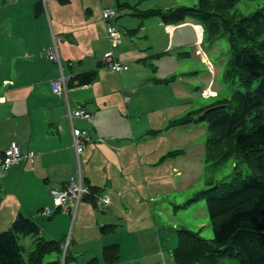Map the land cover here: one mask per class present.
Segmentation results:
<instances>
[{"label": "crops", "instance_id": "obj_1", "mask_svg": "<svg viewBox=\"0 0 264 264\" xmlns=\"http://www.w3.org/2000/svg\"><path fill=\"white\" fill-rule=\"evenodd\" d=\"M40 1L13 0L8 13V16L14 21L12 30L23 38L26 46V50L22 53L26 61L19 62V66H24V69L18 75V80L14 84L13 79L3 81L4 86L10 84L14 87L11 90L13 104L9 117L12 116L18 120L14 126L15 136L10 143L18 142L23 154L34 152L35 157L12 166L8 170L7 176L3 177L1 181L2 184L6 183L10 189H13L11 192L7 190V195L16 198L15 193L18 189L21 191L30 190L32 191L30 196H35L36 201V206L32 207L26 204L30 196L25 199L18 197L21 204L18 201L17 205L12 207H18L19 210L18 213L12 210L10 225L19 214H23L38 222L40 228L42 227L50 236L49 240H62L60 241L62 245L65 241L62 238L69 230V221L65 217L67 225L58 233L54 231V228L58 227L56 215L60 212H56L53 217L48 219L41 215L44 208L52 209L54 206L52 198L46 197L39 191V188L48 192L52 189L65 188L70 177L75 173L76 165L71 128L67 118L66 99L55 95L52 91V82L61 75V71L58 64L46 57V50L55 41L59 47L63 74L70 79L68 102L71 111H76L79 105H87L90 111L96 113L95 122L76 121L75 126L88 130L92 139L86 148V156H83L82 159L85 184L89 189L91 187L97 189L93 194L97 203L93 204L92 200L86 199L84 201L91 202L94 208L100 209L101 212V214H96L95 211L96 223L101 230L100 237H97L98 245H100L98 251L103 255L104 248L118 245L119 260L116 264H122V262L128 264L144 256H149V263L159 264L161 257L165 258L163 252L165 249H163L162 243H167L169 240L173 243V237H169L168 234H165L164 237L162 222L157 220L153 207L146 205L140 196V190L146 188V167L153 169L159 159L154 158L149 162L141 159V153L138 152L139 146L134 144L135 130L140 129L139 126L131 125L130 122L128 125L127 121H124L127 122L126 125L113 126L112 122H116L118 117H122L124 120L126 111L128 116L131 114L130 111L134 106L131 95H139L144 84H148L152 79L150 74L159 71L157 61L150 65L148 61L167 53L170 47L173 49L176 32L185 26L193 27L198 40L190 45L198 44L195 56L201 58L211 72V78L203 92L206 94L207 91H210L212 96L219 93L218 89H214V78L218 70L208 59L207 54L202 51L200 45L204 37V28L189 20L178 25H166L160 19L152 21L155 18H150L135 23L137 28L127 32L132 36H137L136 33L140 29L151 31L147 38L155 37L151 40L154 43L152 47L156 49V52L148 54L145 50L136 48L129 51L130 42H127L123 48L121 37L119 43L114 46L108 37L107 27L111 24L114 25L113 21L109 22V20L117 19L118 13L115 18L108 21H102L101 14L103 9L114 8L116 2L120 7L124 5L125 9H131L132 5L128 2L129 0L126 2H121V0H47L38 9ZM17 2L18 7L15 8ZM138 2L142 3V1ZM136 3L134 2V4ZM156 35L159 37L156 38ZM169 37H172L173 43L165 42V39L167 41ZM178 41L177 48L187 45L183 41ZM115 49L117 51H114ZM109 51H113L117 62L122 65L123 68L120 72L104 67L103 59ZM131 59H136V63L132 64ZM92 71L97 75L92 84H78L77 77L79 75ZM165 79L153 78V86L167 82L168 80ZM0 101L8 102L7 95L0 96ZM123 101L126 105L125 109L120 107V103ZM172 106V104H167L165 109H172ZM134 111L138 112L137 108ZM163 117L161 124L166 125L170 119L169 112ZM158 131L161 132L162 129ZM172 132V128L168 130L165 127L162 135L166 134L167 138L171 140ZM159 138L162 137L159 136ZM10 143L3 146L5 148L1 151L2 158ZM173 147L174 142L170 144L169 149ZM153 153L156 151L146 153V156ZM157 154H160L161 159L165 157L163 152H157ZM133 156L138 159L130 161L131 157L134 158ZM176 160L169 158L168 162L172 171L179 174L181 173L178 170L179 161L175 163ZM97 173L99 174L97 175ZM41 194L42 199L37 201L36 197H40ZM101 197L108 199L107 205L100 206L98 204ZM38 205L41 207L40 209H38ZM79 209L77 219L73 222V232L80 219ZM86 214L93 215L91 208H88L87 205L83 209L80 224L85 221ZM110 225L114 226V230H102L103 227ZM43 233L42 231V235ZM69 242L70 245L77 244L73 239ZM153 244L154 248L150 249L149 246ZM174 249H170L172 260ZM66 250L69 253V247L64 249V253ZM129 253L134 255L131 256ZM94 255L93 259H97L100 264L98 257L96 254Z\"/></svg>", "mask_w": 264, "mask_h": 264}, {"label": "rangeland", "instance_id": "obj_2", "mask_svg": "<svg viewBox=\"0 0 264 264\" xmlns=\"http://www.w3.org/2000/svg\"><path fill=\"white\" fill-rule=\"evenodd\" d=\"M12 1L0 0V96L7 95L8 97V102L3 103L0 101V148L2 147L0 149V233L10 229V220L13 215L12 210L16 213L19 210L18 207L12 208L17 205L19 201L18 197L25 199L32 192L30 190L21 191V189H18L15 193L17 200L14 196L7 195L13 189H10V186L6 183L2 184L1 181L8 174V170L3 168L1 151L5 148L3 146L10 143L13 136H15L14 126L18 122L17 118L9 117L13 104L11 102V98H13L11 90L14 87L10 84L4 86L3 81L5 79H13L14 84L18 80L21 70L24 69V66H19V62L22 60L26 61V58L22 55L26 50L23 38L12 30L14 21L8 16ZM138 1H142V3L140 4ZM121 2H126V0H121ZM128 2L132 5L131 9H125L124 5L120 7L117 2L114 4L113 9L116 10L119 17L109 20V22L113 21L114 25L111 24V26L121 33L123 48L127 42H130L129 51L136 48L137 50H145L146 53L150 54V52H156V49L152 47L154 43L151 40L155 37L152 36L151 39L147 38L151 31L140 29L136 33L137 36H132L127 32L130 29L137 28V25H134L135 23L141 22L137 16L131 15L136 13V8L140 10L159 9L166 11L165 9L178 7H195L199 4L200 0H129ZM134 2L137 3L134 4ZM17 4L18 2L15 8L18 7ZM263 7L264 0H242L234 7L232 12L239 17H245ZM154 18L152 21L161 20L159 17ZM187 20L193 21L196 24L199 23L191 18ZM102 21L105 20L103 19ZM157 37L159 36L156 35ZM178 40L183 41L187 45L177 48ZM196 40L198 39L192 26H185L181 30H178L173 40V49L170 47L167 53L148 61L149 65L156 61L159 63V71L154 74L151 73L150 78H166L165 80L168 81L162 82L163 84L158 86H153L152 79H150L148 84H144L139 95H131L134 105L130 111L131 114L128 116L126 111L124 112L126 113L124 120L122 117H118L116 122H112L113 126L126 125L127 122L128 125H130V122L131 125L139 126L140 129L135 130L134 144L139 146L138 152L141 153V159L147 162L154 158L159 159L155 163V166H153V169L146 167V188L140 190V196L144 200V203L153 207L157 220L159 219L162 222L164 237L165 234L173 237V243L170 240L167 243H162V247L165 249L163 251L165 258L161 257L159 264H175L172 260L170 249H174L177 246L176 230L179 228L184 227L194 232H199L201 237L209 240L213 238V228L208 215L206 201L201 199L188 204L189 200L193 199L198 193L211 188L212 185L221 181H230L237 171H241L244 176L251 171L245 163H240L236 159L226 162L219 168H208L205 145L208 136L207 123H192L184 127L172 128L173 138L171 140L167 138L166 134L162 135L165 127L168 126L167 124L171 120L180 118L189 112L198 111L215 102L213 98L215 96H212L213 94L210 91H207L206 94L203 92L211 78V72L202 59L195 56V53L198 51V44H195L196 46H191L190 44H193ZM168 41L169 43H173L172 37H169L167 41L165 39V42ZM200 45L202 51L207 54L208 59L218 70L214 78V89H218L220 98H230L233 92L238 89L245 91L246 89L239 81L233 82L224 79V71L231 59L228 39L224 37L213 42L206 36L203 37ZM110 49H112L111 46ZM114 51H117V49ZM131 63H136V59H131ZM257 84L258 82H255L251 88L255 89ZM115 100L117 101L118 98L116 97ZM165 100H168V102H165ZM167 104H172V109L166 110ZM120 107L122 109L126 108L124 101L120 103ZM136 108L138 112L134 111ZM168 112L170 119L166 124L167 126L162 125V118ZM159 129H162V131L158 132ZM159 136L162 138H159ZM172 142H174V147L169 149ZM177 150H182L184 153L171 157L169 153ZM154 151L156 153L146 156V153ZM157 152H163L165 157L161 159L160 154L158 155ZM84 153L83 156H86L87 152L85 151ZM169 158L177 159L175 163L179 161L178 170L181 173L176 174L172 171L168 162ZM133 159L135 161L138 158L131 157L130 161ZM7 190L9 191L7 192ZM52 190L48 192L42 191L39 188L40 193L45 194L48 198L51 197L54 204V198L51 194ZM36 199L37 201L38 199L41 200L42 194L40 197H36ZM35 202V196L32 195L26 201V204L35 207ZM81 203L79 209L80 219L86 205L88 208H91L93 215L86 214V219L81 224L79 219L73 232V222L77 218L74 219L73 216L60 212L56 215L58 227L54 228V231L58 233L67 225V219L65 218L67 217L69 230L66 236L62 238L65 239L63 247L64 249L69 247V257L75 258L69 261L68 264H89L90 260L95 258L94 254L98 257L100 264H106L102 253L98 251V246L100 248V245H98L97 237H100L99 232L101 233V230L96 223L95 211L96 214H101L100 209L94 208L91 202L83 200ZM19 204H21L20 201ZM40 208L38 205V209ZM36 213L38 214L37 211ZM42 231L44 232L43 237L45 239H51L43 228ZM72 239L77 244L70 245L69 241ZM19 243L24 247L23 257L27 261L30 252L35 249V237L20 236ZM155 246L158 247V245ZM141 248L143 249V246ZM149 248H154V244L150 245ZM129 255L132 256L134 254L129 253ZM148 257H141L128 264H156L149 263ZM57 259L58 255L56 253L47 254L43 260V264H49ZM220 264L239 263L236 260L226 259Z\"/></svg>", "mask_w": 264, "mask_h": 264}, {"label": "trees", "instance_id": "obj_3", "mask_svg": "<svg viewBox=\"0 0 264 264\" xmlns=\"http://www.w3.org/2000/svg\"><path fill=\"white\" fill-rule=\"evenodd\" d=\"M240 1L200 0L195 7L166 11L136 8L134 14L141 21L159 17L166 25H178L191 18L203 26L204 37L209 40L215 42L226 37L231 59L224 79L239 81L246 89L235 90L230 98H220L218 93L212 104L171 120L166 127L169 130L207 123L208 168H219L236 159L251 170L246 176L237 171L230 181L212 185L189 200L188 204L206 201L213 238H203L199 232L184 227L177 229L175 264H220L226 259L239 264H264V7L239 17L232 10ZM41 6L42 1L37 8ZM96 76L94 71L81 74L77 77L78 84H92ZM255 82L257 87L252 89ZM169 154L181 155L183 151ZM89 191L84 200L96 204L93 194L97 189L91 187ZM107 229L114 230V226L102 228ZM20 236L35 237V249L27 261L23 257L24 247L19 243ZM50 253H56L58 259L49 264H68L73 260L68 250L64 253L60 241L45 239L39 223L23 214L16 217L9 230L0 233V264H43ZM103 258L106 264H116L119 246L104 248ZM89 264H98V261L92 259Z\"/></svg>", "mask_w": 264, "mask_h": 264}, {"label": "built area", "instance_id": "obj_4", "mask_svg": "<svg viewBox=\"0 0 264 264\" xmlns=\"http://www.w3.org/2000/svg\"><path fill=\"white\" fill-rule=\"evenodd\" d=\"M42 3H46L47 0H41ZM102 16L105 21L117 16V12L113 8H106L102 10ZM108 37L110 42L116 46L120 39L121 33L115 29V27H107ZM46 57L48 60L59 65L61 75L52 82V91L59 97L66 99L67 105V118L70 123L71 135H72V148L75 155V173L70 177L69 182L65 188L53 189L51 191L54 198V207L44 208L41 211L42 216L51 217L56 212H63L74 217L77 216V211L80 207V203L84 200V197L89 194V189L84 181L83 170V153L86 151L88 144L92 141L90 133L86 129L77 128L75 126L76 121H96V113L89 110L87 105H79L76 111L72 112L70 104L68 102V88L70 79L63 74V66L60 59L59 47L57 42H53L51 46L46 50ZM103 65L106 69L111 71L120 72L122 65L117 62L113 51H109L105 54L103 59ZM35 157L34 152H30L27 155L23 154L18 142L13 141L10 143L8 149L4 152L3 168L5 170L10 169L12 166L24 161L32 160ZM106 197L99 198L98 204L105 206L108 204Z\"/></svg>", "mask_w": 264, "mask_h": 264}]
</instances>
